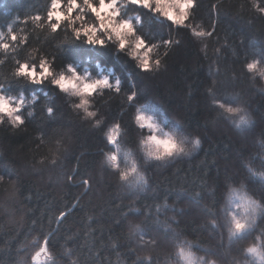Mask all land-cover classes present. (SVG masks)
<instances>
[{
	"label": "trees",
	"instance_id": "1",
	"mask_svg": "<svg viewBox=\"0 0 264 264\" xmlns=\"http://www.w3.org/2000/svg\"><path fill=\"white\" fill-rule=\"evenodd\" d=\"M49 3L0 0V31L12 25L14 33L28 37L27 43L18 39L12 44L15 51L0 52V89L16 97L23 93L26 100L33 94L38 97L17 114L24 124L14 125L8 118L0 124V175L4 177L0 180V264H32L40 248L32 239L39 236L42 241L49 233L54 259L46 264H137V257L146 254L152 256L153 264H174L176 250L164 231L165 223L176 227L173 218L179 222L180 239L198 240L215 253H199L205 257L204 264L210 260L243 264L240 249L249 240L228 246V221L220 209L228 199L229 179L236 187L244 180L250 195L264 198V185L248 177L243 167V162H249L257 172H264V77L260 75L264 71V0H195V7L187 9L184 26L128 5L125 16L138 14V33L149 45H158L152 59L159 65L151 72H141L111 45L107 49L86 46L66 29L53 34L37 28L30 18L46 14ZM201 31L211 35H193ZM32 50L37 60H31ZM41 55L54 58L57 69L73 63L94 76L108 75L113 83L120 79L119 93L108 90L94 98L99 110L95 119L104 118L99 128L83 110L72 107L78 102L75 98L48 83L32 85L15 76L17 61L37 63ZM254 60L260 61L259 67L248 72L245 65ZM133 92L136 99L130 101ZM214 102L242 111L229 113ZM138 106L153 114L165 130H174L189 141L199 136L201 146L191 155L165 162L145 163L137 152L148 183L133 187L121 182L119 173L106 163L103 152L114 149L106 144L103 133L120 121L127 131L118 142L135 148L141 133L132 118ZM245 115L253 126L246 131L235 129L233 122ZM118 161L121 168L126 166L123 156ZM85 179L91 184L87 190ZM165 199L170 207L157 213L156 206ZM205 206L215 215L206 212ZM129 207L140 210L135 214L140 219L151 212L142 228L160 236L154 251L145 252L138 238L130 237L124 217ZM209 218L224 233L223 247ZM258 227H264V220Z\"/></svg>",
	"mask_w": 264,
	"mask_h": 264
},
{
	"label": "clouds",
	"instance_id": "2",
	"mask_svg": "<svg viewBox=\"0 0 264 264\" xmlns=\"http://www.w3.org/2000/svg\"><path fill=\"white\" fill-rule=\"evenodd\" d=\"M128 5L142 7L153 15H159L178 26L185 25L188 19L187 9L195 7L193 0H50L46 14H37L30 19L37 28L46 29L53 34L66 29L72 33L76 42L86 46L107 49L111 45L117 53L124 54L129 60L134 61L141 72H151L154 65H159L158 60L152 59L158 45H149L138 33L137 28L141 24V17L138 14L135 17L125 16L124 9ZM23 23L27 24L28 20H24ZM18 39L21 43H27L28 37L14 33L12 25L7 27L6 32L0 31V52L15 51L12 44ZM9 40L12 43L7 42ZM31 60H37L36 50H32ZM17 63L19 64L15 72L17 78H23L32 85L48 83L60 93L75 98L78 102L72 107L83 110L85 117L93 119L94 127L97 128L104 123V118L95 119L99 115V110L95 109L94 98L97 95L103 96L108 90L116 93L121 91L119 78L113 83L108 75L94 76L89 69L80 71L73 63H67L63 68L57 69L54 67L55 59L44 55L39 57L37 63L30 64L29 61L23 63L17 61ZM109 71L111 72L112 69ZM260 75L264 77V71ZM130 96L134 98L133 100L136 99L135 92ZM37 99L35 94L31 100H26L23 93L16 97L6 95L0 89V124L4 123L5 118L14 125L24 124L23 117L17 114L26 105L35 104ZM97 121L100 123L97 124ZM132 122L141 133L135 148L118 142L127 131L120 121L111 124L103 135L108 136V145L114 149L113 152H106L112 157V171L119 173L118 178L121 182H128L133 187L140 183L144 185L145 182L148 183L147 174L141 168L137 152L145 163L165 162L181 155H191L201 146L199 136H193L189 141L187 136L181 137L174 130H165L153 114L143 110V106L136 108ZM189 143L191 147H188ZM117 148L119 151H116ZM121 156L126 165L123 168L118 161ZM252 198L259 208L238 200L231 207L229 216L235 220L238 231L251 227L254 232L245 249L251 247L255 255L245 258L243 264H264V232L258 227L259 214L264 212V202H262L264 198L256 199L253 196ZM220 210L224 212L225 204L221 205ZM192 255L190 264H198V259L199 264H204L205 257L195 251L194 245ZM176 257L174 264H186L183 258L178 255ZM46 261L49 259L44 254L36 255V264H46ZM209 264H216V261L210 260Z\"/></svg>",
	"mask_w": 264,
	"mask_h": 264
},
{
	"label": "snow or ice",
	"instance_id": "3",
	"mask_svg": "<svg viewBox=\"0 0 264 264\" xmlns=\"http://www.w3.org/2000/svg\"><path fill=\"white\" fill-rule=\"evenodd\" d=\"M193 4L195 5V0H193ZM193 35L196 36H205V35H211V33H205L203 31L201 32H193ZM259 60H254L250 63H247L245 65L246 70L248 72H255L257 68L259 67ZM128 99L132 101L134 98L132 96H129ZM217 103L218 107L223 108L225 111L229 113H239L242 111L239 107H226L223 103L214 102ZM52 109L49 112V115L52 114ZM97 124L100 123V121L96 122ZM254 122L251 121L246 115L241 116L239 121L233 122V125L235 129L239 131H246L250 129L253 126ZM106 144L108 145L109 140L108 136L104 135ZM116 151H119L117 148ZM103 155L106 158V163L111 168V161L112 157L106 152H103ZM56 161L53 160L52 163H55ZM243 167L246 169L248 177L259 180V182L264 185V172H257L249 162H243ZM79 169V163L75 165V170ZM4 177L0 175V180H2ZM69 181H72V177H69ZM85 187V190L91 187L90 181L85 179L83 180ZM145 185H147V182H145ZM228 199L225 204V210L224 215L227 217L228 221V227H227V242L228 246L231 247L233 245H239L244 243L245 241H248L250 238L254 236L253 229L251 227H245L243 230H237L235 227V220L231 219L229 216V212L232 206L236 204V201H242L246 202L250 205H254L255 207L259 208V205L256 204V201L252 198L251 195H249L248 191L246 190V184L244 180H240L239 187L235 186V183L229 179L228 183ZM197 196L200 195V193L196 194ZM79 201H77L78 203ZM168 208L170 207L167 200L165 199L162 205L156 206V212L159 213L161 208ZM205 210L208 213H212V216L215 215V211L211 208H208L205 206ZM139 209L135 207H129L128 210L124 213V217L126 220L127 228L130 237H137L138 243L141 245H144L145 252L154 251L155 247L160 242V236L159 235H152L150 234L145 228H142V224H147L149 221V218L151 217V212H146L143 216V219H140L138 216H136V213H139ZM67 215V213H61L59 217H57V223L59 221L64 219V216ZM139 221L138 223L135 221ZM174 223L176 224V227L173 228L172 224L165 223L164 224V231L169 233L167 237V242L171 243L176 252L175 254L183 258L186 262V264H190V261L193 259L192 251H193V245L195 246V251L198 253H203L204 255H215L214 252H211L207 247H204L200 244V242L197 240L196 242L193 241H186L180 239V231L179 229V222L173 218ZM264 220V212H261L258 217V223ZM158 221V217H157ZM209 225L211 226V229L215 232L220 233V246H224V233L220 231L219 225L217 224V221L214 218H209L208 220ZM260 231L264 232V227H260ZM52 239V234H46L43 240L41 241L39 236H36L32 239V243H40L39 250L33 255L32 257V264H36V255L37 254H44L48 257L49 261L54 259L49 251L50 247V241ZM67 251H71V249H67ZM240 254L244 256L245 258H248L250 256L255 255V252L251 247L245 249L243 247L240 249ZM73 264H75V261H73ZM137 264H153V258L151 255L146 254L143 257H137Z\"/></svg>",
	"mask_w": 264,
	"mask_h": 264
}]
</instances>
